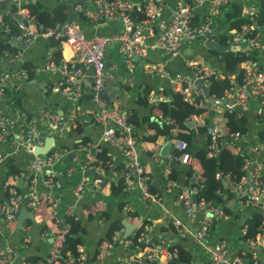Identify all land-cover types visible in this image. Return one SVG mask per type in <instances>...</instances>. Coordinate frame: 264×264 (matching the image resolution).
<instances>
[{
    "label": "built area",
    "instance_id": "built-area-1",
    "mask_svg": "<svg viewBox=\"0 0 264 264\" xmlns=\"http://www.w3.org/2000/svg\"><path fill=\"white\" fill-rule=\"evenodd\" d=\"M3 1V0H0ZM71 2V0H64ZM150 1V0H149ZM144 5L143 18L138 15L131 16L132 3L130 0H89V7L84 10L89 22H100V26L114 25L117 30L112 33L86 34L75 18L70 19L64 26L38 28L34 16L23 14L20 0H16L13 23L17 32L7 36L17 44V50L10 55L3 53V58L8 62L20 61L25 48L35 43L60 40L64 50L69 55L57 65L51 52L45 54L43 65L37 70L50 71L58 69L59 81L57 88L65 103L71 107L73 114L65 115L63 110L53 112L52 107L41 106L30 113L22 106V99L18 97L23 82L27 78V70L23 65L14 69L0 71V103L7 102V110L0 106V143L15 144L17 149L21 146L27 149L31 158L21 166L20 172L9 175V181H3L0 186V229L14 225L22 205L34 208L47 209L56 225L51 242L45 257L37 263L23 261L22 264H87L88 255L80 252L75 258L63 259L62 249L71 224L69 219H78V211L74 202L67 203L63 213H58L56 198L52 188L62 187V169L64 166L70 170L81 172L80 181L73 189L76 200L81 198L88 188L100 189L106 175L117 185L118 179L122 180L123 192L129 193L138 185L144 197L151 196L148 189L149 177L144 174L140 163L139 153L142 136L138 133L133 122L129 120L131 109L121 105L110 103L106 98L105 82V53L108 49L117 51L128 67L134 66V58L139 59L142 70L146 74L158 76L169 81L171 90L178 92L183 99L191 104L202 105L205 101L204 94L192 87L195 79H200L209 85L210 79L223 78L216 69L208 66H197L193 61L191 65L197 68L195 77L172 71L165 62H146L150 50H160L168 58L176 56L186 43L198 42L204 45H216L218 43L217 17L222 9L232 8V3H252L253 0H175L174 6L167 20L159 22V32L153 43L149 38L154 36L153 27L159 20L163 8L168 0H151ZM196 7H208L210 14L202 17L197 23H193ZM25 9V8H24ZM80 4L74 5V10H80ZM248 13L247 8H243ZM141 19V20H139ZM214 21V23H213ZM194 24V25H193ZM226 40V45L232 47L244 42L245 26L240 31ZM233 38V39H232ZM244 40V41H243ZM247 49L243 48L247 56L238 66L241 70V81L236 75L228 76L230 86L219 98H210L215 109L221 114H233L234 118H240L244 111L254 108L256 118L261 119L264 114V28L248 38ZM241 42V43H240ZM256 52V56H251ZM40 71V70H39ZM91 75L89 86L90 100L95 107L88 112L75 115L76 106L84 96V87L81 78ZM20 101V104L16 102ZM150 101H156L150 96ZM218 101V102H217ZM230 101L231 103H228ZM67 109V106H66ZM214 110V108H213ZM195 116L191 120L195 121ZM164 120L163 118H161ZM167 119V118H166ZM214 119V116H213ZM189 120V121H191ZM203 124L205 119H199ZM171 123L172 120L168 119ZM93 124L102 129L99 140L75 138L71 143H59V139H65L68 129L77 125ZM210 134L208 156H214L223 147L242 156L241 176L234 180L231 174H223L220 171L215 177L227 182L226 190L217 191L219 195L231 192L237 207L258 208L264 215V138L257 142H251L246 134L240 132H228L224 134L217 128L214 122ZM179 132H187L184 129L172 127L169 133L173 134V148L179 151L178 155L171 154L162 157L168 159V164L176 163L178 168L191 165L192 154L187 151L186 142L179 138ZM146 134L154 131L147 129ZM49 136L55 138V145L45 154H35L34 149L42 146ZM104 144L114 146L121 158L116 161L113 153L104 147ZM24 150V149H23ZM149 158L153 162L161 161V153L158 147L148 150ZM7 157L0 153V159ZM194 167V163H193ZM170 168H166L164 188L167 193L175 192L179 204L188 217L194 218L197 214H203L198 228L190 230L185 228L181 221L172 216H167L173 231L180 237H189L195 246H199L207 252L211 264H264V217L258 225L254 235H249V226L244 223L239 229L241 238L240 249L236 253L224 240H209L210 232L215 224L225 217L223 206L216 204L213 199L198 197L199 188L203 186V178L198 172L195 185L182 184L169 176ZM34 177V178H33ZM26 180V188L20 191L16 183L20 179ZM20 191V192H19ZM9 193L5 197L6 193ZM126 212L132 211L129 204L122 206ZM26 225L22 229H28ZM152 226L142 220L132 234L122 236V228L116 230L110 238H104L100 242V248L94 264H101L109 249L119 246L123 249L122 263L149 264L160 259L163 250L155 248L149 240V232ZM133 230V229H132ZM28 240V238H26ZM167 249V248H166ZM14 252L12 248L0 249V264H13Z\"/></svg>",
    "mask_w": 264,
    "mask_h": 264
},
{
    "label": "crops",
    "instance_id": "crops-1",
    "mask_svg": "<svg viewBox=\"0 0 264 264\" xmlns=\"http://www.w3.org/2000/svg\"><path fill=\"white\" fill-rule=\"evenodd\" d=\"M9 2V4H16V0H3L1 2ZM28 0H20L21 5ZM45 5H52L57 0H41ZM73 1H81L80 4L81 9L75 11L74 7L72 12L79 13L84 11L83 8L89 7V0H73ZM71 0V2H73ZM149 0H130L133 7L135 6H143L148 4ZM188 2L193 3V0H187ZM151 2V0L149 1ZM175 0H168L163 8L162 14L157 20L155 26L153 27V34L149 38V42L153 43L157 38V33L159 32V22L161 20H167L171 10L174 6ZM256 6V4H255ZM3 5L0 4V26L2 24V15L3 11L6 12V9H2ZM244 8L248 9V14L254 8V0L248 6L244 5ZM23 14H28L27 9L22 7ZM195 16L192 19L193 23L195 20H201L202 17L209 15L210 11L208 7H196ZM245 11L242 10V13ZM247 14V13H246ZM139 18H143L140 16ZM141 20V19H139ZM214 23V21H213ZM86 26V31L88 34H92L95 32L98 33H112L117 30V24L114 25H103L100 26V22L91 23L86 21L83 23ZM229 22L225 16H222L221 11L217 17V27L219 30H223V32L227 31ZM245 26V34H244V47H239V51L243 48L247 49V43L249 44L248 38L253 37L256 32L260 29L264 28V24L262 26H258L255 21H252L250 25ZM242 26V27H243ZM240 27L238 30L233 31L229 37L231 38L234 33L240 31L242 29ZM251 29H255L256 32L251 34ZM233 34V35H232ZM232 35V36H231ZM234 38V36H233ZM232 38V39H233ZM14 46L17 47V44L10 40ZM241 43V42H240ZM241 43V44H242ZM239 46V43H236ZM214 46V45H213ZM213 46L199 44L198 42H189L184 45L182 50L174 57L168 58L163 55V52L160 50H150L146 56V62L153 61H162L165 62L167 67L172 71H178L188 75L190 78L195 77L197 68L191 65V62L197 64V66H208L214 69V66H219L218 57L215 58L212 53H210V48ZM48 46L45 45V42L35 43L32 46L25 48L22 52V57L20 61H15L13 63L8 62L3 57L0 58V71L14 69L18 65H21L25 62H32L36 64L34 77L32 80L27 81V87L24 88L25 84L22 86L21 92L18 94V97L22 99V106L26 108L30 113H33L41 106H49L52 107L53 112H59V110H63L65 115L73 114L71 112V107L65 103V99L60 95L57 83L60 79L58 69H52L50 71H41V69L37 70V68L42 67L43 59L45 54L48 52L60 51L61 59L65 60L69 55L68 50H64L61 45L57 44L56 46ZM233 47V46H232ZM231 47V48H232ZM51 51H50V50ZM261 51L260 58H262ZM134 66L128 67L121 55L112 49H108L105 53V82H106V95L115 105H121L127 108H136L140 115L146 114L149 112L148 107H138L135 105V101L137 99L138 94L142 90V87L147 84L150 85L153 89L149 91L148 101L152 105H156L158 101L170 100V93L173 92L171 90L170 84L168 80L159 78L158 76L146 74L142 70V65L140 60L134 58ZM81 84L84 87V96L80 103L76 106L75 115H79L82 112H88V110H92L95 105L90 100L89 95V86L91 84V75H86L81 78ZM194 89H197L193 86ZM199 90V89H198ZM201 91V90H199ZM150 96L152 99L154 98L156 101H150ZM0 106L3 110H7L8 103L2 102ZM67 106V109H66ZM246 115L250 117V124L247 126V130L244 134L248 137L251 142H257L261 139L260 132L264 131V114L261 119L256 118V114L254 108L246 110ZM205 114L198 116L195 118L196 124L200 123V118H205ZM193 116L192 118H194ZM225 114L219 115L217 109L214 106V119L213 122L217 126L219 130H221L224 134L227 133V128L225 126ZM81 125V133L69 136L65 134L67 137L65 139H59V143H71L74 139L80 137L91 139V140H99L101 137L102 129L99 126H95L93 124L89 125ZM194 138L198 142H201L203 145L204 138H200L196 131L193 132ZM173 134L169 133V136L166 135L164 137H158L156 141H140V147L143 149L142 152L139 153L140 163L143 168V172L145 175L149 177L148 181V189L150 191L151 196L144 197L141 191V188L136 185L129 193L117 194L114 191V186H116L113 181H111V177L106 175L104 178V184L100 187V189L88 188L81 198L78 200L73 196V189L78 181L81 178V172L77 170H70L64 166H58L62 169V187L60 188H52V192L56 198L57 211L58 213H63L67 203L74 202L76 209L78 211V219L81 222L82 226L86 227L85 232H80L81 236V244L78 249L79 252H85L88 256H93L95 252L100 248V242L104 237H106L107 228L109 222L114 219H121L122 222L127 220L131 224H134L133 230L129 232L128 235L132 234L134 230L138 228L142 220L150 223L152 226L149 232V240L154 244L155 248L158 250H163V253L160 259L157 260L158 264H167V260H169V251L166 249L171 244H179L185 249L189 250L193 257L194 264H211L210 257L207 252L203 251V249L199 246H195L189 237L180 238L172 229L170 225V220L167 216L176 217L181 221V224L190 230H195L198 228L199 224L202 221L203 214L199 213L194 218L188 217L181 205L179 204L178 197L175 192L167 193L164 184H165V175L164 172L166 168H170L168 164V159L162 160V157L169 156L172 153L173 148ZM104 147L107 150L113 153V157L116 161H119L121 158L120 153L114 149V146L104 144ZM158 147L160 150L161 161L159 163L153 162L148 155V150L150 151L152 148ZM165 147V149H164ZM24 149V150H23ZM0 153L5 154L7 157L0 159V186L3 181H9V173L7 170V161L11 157H16V162L12 161V163L16 164L20 169L21 166L25 163V161L31 158V155L23 146L17 149L15 144H2L0 143ZM165 153V154H163ZM198 168L196 172V177L198 172L201 171V167L199 164L194 162ZM181 169V167H179ZM107 177V178H106ZM34 178V177H33ZM179 185H182L178 182ZM16 188L20 191H24L26 188V180L20 179L16 183ZM226 189H224L225 191ZM226 202L222 204L230 209L231 214L226 215L225 217L215 226L213 225L209 240L214 241L215 239L224 240L231 249L232 253H236L241 246V238L239 236V229L242 223L252 214L254 208L253 207H237L235 206V199L231 192H226L224 195H221ZM124 201L125 204H129L132 208V211L126 212L123 208L120 209L119 203ZM111 205L110 217L106 219L105 222L102 219L98 218L99 211L103 210L106 205ZM91 207L95 212V216L93 219H88V208ZM22 214V225L20 226L18 219H16L14 225L6 226L0 229V249L10 247L14 252L13 264H22L23 261H29L27 259H33L34 262L37 263L42 260L47 252L49 244L51 242V238L56 231V225L53 220V217L50 215L48 210L41 208H34L32 206H24L21 208L18 215ZM18 217V216H17ZM29 225L28 229H22L21 227ZM122 236L125 235V227L123 225L122 228ZM28 238V240H26ZM124 255V251L119 246H115L109 249L106 256L101 260V264H129L126 262L122 263V256ZM30 262V261H29ZM96 262V260H95ZM94 264V263H93ZM189 264V263H188Z\"/></svg>",
    "mask_w": 264,
    "mask_h": 264
},
{
    "label": "trees",
    "instance_id": "trees-1",
    "mask_svg": "<svg viewBox=\"0 0 264 264\" xmlns=\"http://www.w3.org/2000/svg\"><path fill=\"white\" fill-rule=\"evenodd\" d=\"M78 3H81V1L66 2L64 0H57V2L52 5H45L41 0H28L23 4V7L28 10L30 15L34 16L35 24L38 28L55 27L56 25L64 26L70 19L75 18L85 33L88 34L86 31L87 25L83 24L88 21L84 11H81L77 14L72 12L74 5ZM0 4L1 6L3 5L2 9H6V12L3 11L2 24L0 26V58H2L4 52L12 55L17 50V47L13 45L7 36V30L9 34H11L17 32V29L13 23L16 6L12 3L9 4V2L6 1L1 2ZM250 4L251 3L235 2L232 3V8L221 10L222 16H225L228 19L229 25L226 32L219 30L217 27L218 43L210 48V53H212L215 58L218 57L217 61L219 62V66H214V69L220 72L224 77L210 79L209 94L212 98H219L230 86L228 76L236 75L237 80L239 82L241 81V70L239 69L238 64L247 56L245 55L244 50H232L231 47L226 45V40L230 35L228 33L238 30L243 25H250L252 21H255L258 26H262L264 24V0H254V8L250 14H243L242 10L244 5L249 6ZM143 11V6H134L132 7L130 14L133 18L137 15L140 17L142 16ZM195 22H199V19L195 20ZM255 32V29H251V34H254ZM57 44H60V40L45 41V45L48 46L47 48L56 46ZM52 55L54 57L55 63L58 65L61 59L60 51H54L52 52ZM250 55L255 57L256 52H251ZM22 65L27 70V78L23 82V85L26 83L24 86L25 88L28 84L27 81L32 80L34 77L36 64L32 62H25L22 63ZM152 89L153 88L150 85L145 84L135 101V105L138 107H148L149 112L140 115L136 108H132L129 120L135 124L138 133H140L142 136V141L154 142L160 136H169V130L172 127L186 130L187 132H179L177 136L186 142L187 151L192 154L193 162L191 165L182 166L181 169L178 168L176 163L171 164L169 176L181 184L185 185L190 183L191 185H195L197 178L196 172L199 168L196 165L193 167V163L196 162L202 169L199 171V174L200 177L203 178V186L202 188H199L198 197H203L207 200L213 199L216 204L222 205L224 202H226V200L223 198L224 196L222 197L219 195L217 191H223L226 188L227 182L222 178L217 179L215 177V173L217 171H220L223 174L229 173L231 174L232 179L238 180L242 174L240 170L242 165V156L235 154L231 148L227 147H223L214 156H208L210 144V134L208 133V128L213 122V102L205 99L202 105L191 104L185 101L180 93L171 92L169 94L170 100H160L156 105H152L148 101L149 91ZM106 94L105 98L110 103H113ZM16 102L20 104L19 100H16ZM203 114H205V121L203 124L198 123L193 128L187 125V122L191 120L193 116H201ZM225 117V126L228 132L238 131L240 133H245L247 126H249L251 123L249 115H246V111H244L240 118H234L233 114H225ZM168 119H171L172 122L169 123ZM147 129L153 130L154 133L146 134L145 132ZM81 131L82 129L80 124L75 128L70 127L68 129V136L80 134ZM194 131L200 135V138H204L203 145L201 142H198L196 138H194ZM260 135L262 138H264V131H261ZM85 139L86 138H83V140ZM172 153L174 155H178L179 151L173 149ZM16 160V157H11L7 161V170L9 174L20 172L18 166L12 163V161L16 162ZM116 183L117 185L113 187L115 193L119 195L123 194L124 187L122 185V180L118 179ZM8 195L9 193L7 192L5 197ZM124 203V201L119 203L120 209ZM111 209V205H106L103 210L99 211L98 218L105 222L106 219L110 217ZM223 209L227 216L231 214L229 208L223 206ZM94 216V210L89 207L87 218L93 219ZM263 217L264 215L261 213V211L258 210V208H254L252 214L242 223H246L249 226L250 236L257 232L258 225L260 224V221ZM69 221L71 228L62 249L63 259H68L71 257L75 258L80 253L78 249L82 241L80 232L86 231V227L82 226L79 219H69ZM121 228H123V222L121 219H114L110 221L107 228L106 237L104 238H110L116 230ZM167 249L170 255L169 260H167V264H194L191 252L181 245L171 244L167 247ZM98 251L99 249L93 256H88L87 264H93L95 262ZM27 260H29L31 263L34 262L33 259ZM149 264H158V262H151Z\"/></svg>",
    "mask_w": 264,
    "mask_h": 264
},
{
    "label": "water",
    "instance_id": "water-1",
    "mask_svg": "<svg viewBox=\"0 0 264 264\" xmlns=\"http://www.w3.org/2000/svg\"><path fill=\"white\" fill-rule=\"evenodd\" d=\"M83 10H85V8H83ZM244 43H242V44H240L239 46H233L231 49L232 50H238V48L240 47H244ZM193 86L195 87V88H197V89H200L201 91H202V93L204 94V96L206 97V98H208L209 100H210V98H209V85L208 84H206V83H204L202 80H200V79H195V80H193ZM218 102V101H217ZM228 103H231L230 101H227ZM187 125L189 126V127H191V128H193L195 125H196V122L195 121H193V120H191V121H188L187 122ZM213 129V125L211 124L210 126H209V128H208V132H210L211 130ZM55 138L53 137V136H49V137H47L46 139H45V142H44V144L42 145V146H39V147H36L35 149H34V153L35 154H45V153H47L49 150H50V148L53 146V145H55ZM164 149H165V147H164ZM163 154H165V153H163ZM107 178V177H106ZM104 184V183H103ZM25 205H22L21 206V208H23ZM22 218H23V215L22 214H20V215H18V217H17V219H18V222H20L19 223V225L21 226L22 225ZM123 225H124V227H125V235H128L129 234V232L134 228V224H131L130 222H128L127 220H125V221H123Z\"/></svg>",
    "mask_w": 264,
    "mask_h": 264
},
{
    "label": "clouds",
    "instance_id": "clouds-1",
    "mask_svg": "<svg viewBox=\"0 0 264 264\" xmlns=\"http://www.w3.org/2000/svg\"><path fill=\"white\" fill-rule=\"evenodd\" d=\"M210 95V94H209ZM205 97V96H204ZM209 98H211V96H209ZM205 99H206V97H205ZM206 100H209L208 98L206 99Z\"/></svg>",
    "mask_w": 264,
    "mask_h": 264
},
{
    "label": "rangeland",
    "instance_id": "rangeland-1",
    "mask_svg": "<svg viewBox=\"0 0 264 264\" xmlns=\"http://www.w3.org/2000/svg\"><path fill=\"white\" fill-rule=\"evenodd\" d=\"M207 99V98H206Z\"/></svg>",
    "mask_w": 264,
    "mask_h": 264
}]
</instances>
